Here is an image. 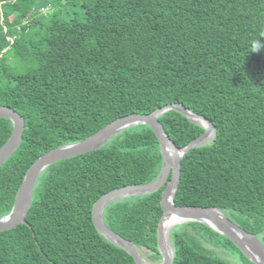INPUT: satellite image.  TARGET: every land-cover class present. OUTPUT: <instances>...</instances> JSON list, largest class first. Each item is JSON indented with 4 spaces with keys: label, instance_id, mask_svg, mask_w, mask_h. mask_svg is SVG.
Masks as SVG:
<instances>
[{
    "label": "trees",
    "instance_id": "trees-1",
    "mask_svg": "<svg viewBox=\"0 0 264 264\" xmlns=\"http://www.w3.org/2000/svg\"><path fill=\"white\" fill-rule=\"evenodd\" d=\"M257 38L264 0H0V105L25 123L0 165V217L45 151L176 102L216 133L184 154L174 203L219 208L264 245V51L249 47ZM158 119L180 147L204 131L176 110ZM11 130L0 117V146ZM161 167L157 139L142 124L50 164L34 185L27 224L0 230V264H135L96 230L92 206L111 189L154 180ZM161 215L157 190L108 203L103 220L157 262ZM220 238L254 264L196 221L170 230L173 264H231L203 246Z\"/></svg>",
    "mask_w": 264,
    "mask_h": 264
},
{
    "label": "water",
    "instance_id": "water-1",
    "mask_svg": "<svg viewBox=\"0 0 264 264\" xmlns=\"http://www.w3.org/2000/svg\"><path fill=\"white\" fill-rule=\"evenodd\" d=\"M176 110L191 122L200 124L204 131L186 145L180 147L167 134L159 117L169 111ZM0 117L9 118L12 130L9 137L0 146V165L14 152L19 145L24 131V118L15 109L0 105ZM146 125L154 133L162 156V167L159 175L146 183H135L111 189L99 198L92 206V221L96 230L109 241L124 249L134 259L135 264H151L143 258L138 249L117 232L110 229L103 220L105 206L117 199L135 194H147L160 190L162 215L157 225V246L161 259L155 264H173L174 250L169 241L170 230L177 224L196 221L201 222L221 235L227 237L243 255L254 264H264V245L256 234L248 232L227 214L216 207L194 205H176L174 194L179 184L181 163L185 153L191 148L207 144L215 136L213 123L205 116L193 112L181 103H167L149 113H127L121 115L82 140L51 148L39 155L27 168L15 192L10 211L0 217V230L15 227L19 223L27 224L25 216L31 203L33 188L41 172L50 164L79 154L93 151L115 136L117 133L134 125ZM172 223L163 232L165 220ZM166 241L171 248L170 255L166 249Z\"/></svg>",
    "mask_w": 264,
    "mask_h": 264
},
{
    "label": "rangeland",
    "instance_id": "rangeland-1",
    "mask_svg": "<svg viewBox=\"0 0 264 264\" xmlns=\"http://www.w3.org/2000/svg\"><path fill=\"white\" fill-rule=\"evenodd\" d=\"M183 227L184 225H182L179 228H183ZM189 231L192 232L190 228ZM220 240L221 242L218 241L217 243H211V244L204 241L202 242H203V246L207 248L213 256L222 258L230 262L231 264H248L244 260V258L240 256V254L237 251H235L234 248H232L229 244L225 243L221 238ZM140 253L143 256V258L151 264H155L159 262V261L151 262L148 258V252L146 250H140Z\"/></svg>",
    "mask_w": 264,
    "mask_h": 264
},
{
    "label": "clouds",
    "instance_id": "clouds-1",
    "mask_svg": "<svg viewBox=\"0 0 264 264\" xmlns=\"http://www.w3.org/2000/svg\"><path fill=\"white\" fill-rule=\"evenodd\" d=\"M250 52H261L264 51V39L257 38L251 41Z\"/></svg>",
    "mask_w": 264,
    "mask_h": 264
},
{
    "label": "bare ground",
    "instance_id": "bare-ground-1",
    "mask_svg": "<svg viewBox=\"0 0 264 264\" xmlns=\"http://www.w3.org/2000/svg\"><path fill=\"white\" fill-rule=\"evenodd\" d=\"M172 223V220L171 219H169V218H167L166 220H165V223H164V226H163V232L166 234V230L168 229V227L170 226V224ZM166 249H167V252H168V254L170 255V253H171V248H170V246L168 245V243H167V241H166Z\"/></svg>",
    "mask_w": 264,
    "mask_h": 264
},
{
    "label": "built area",
    "instance_id": "built-area-1",
    "mask_svg": "<svg viewBox=\"0 0 264 264\" xmlns=\"http://www.w3.org/2000/svg\"><path fill=\"white\" fill-rule=\"evenodd\" d=\"M42 10H44V9L42 8Z\"/></svg>",
    "mask_w": 264,
    "mask_h": 264
}]
</instances>
